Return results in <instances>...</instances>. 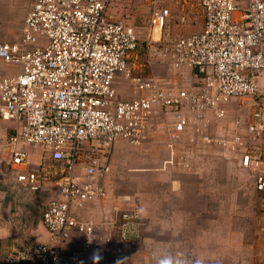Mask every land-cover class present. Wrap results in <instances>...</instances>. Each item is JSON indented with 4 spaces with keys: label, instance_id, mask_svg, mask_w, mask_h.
I'll list each match as a JSON object with an SVG mask.
<instances>
[{
    "label": "built area",
    "instance_id": "2783aa9c",
    "mask_svg": "<svg viewBox=\"0 0 264 264\" xmlns=\"http://www.w3.org/2000/svg\"><path fill=\"white\" fill-rule=\"evenodd\" d=\"M115 2L28 0L17 39L0 43V61L16 71L0 78V120L13 124L2 166L27 194L54 186L41 216L50 242L16 248L4 264H121L143 220L137 197L108 189L112 153L163 126V169L198 174L195 155L230 154L264 218V0H197L200 30L163 39L154 32L174 18L171 6L189 24V0H144L146 35L115 15ZM119 78L128 100L117 98ZM91 203L105 223L79 218Z\"/></svg>",
    "mask_w": 264,
    "mask_h": 264
},
{
    "label": "crops",
    "instance_id": "0c3cea01",
    "mask_svg": "<svg viewBox=\"0 0 264 264\" xmlns=\"http://www.w3.org/2000/svg\"><path fill=\"white\" fill-rule=\"evenodd\" d=\"M24 1L9 0V2L5 4L4 7L5 14L2 18H0V25L4 28V30L10 29V32H13L12 29L18 30L19 26L22 23L23 17L26 13V9L28 6V0H24ZM173 7L174 6H171V9ZM113 12L115 13L114 9ZM12 17H13V23L11 21ZM190 32H192V30ZM16 39H17V35L15 36V33H13L11 37H5V38L0 37V43L3 41H14ZM13 72L14 73L16 72L15 69L4 65L0 61V78L6 75H12ZM186 79L188 80V78ZM115 91L117 94V98L119 100H128L132 97L130 88L128 87L127 83L124 82V80L121 78H119L115 84ZM12 126L13 124L11 122L0 120V143L4 141V139H6V137L13 132ZM223 127H224L223 124L214 125L211 128V132L214 135L221 134ZM165 130L166 129L164 126L160 127V130L157 129V131L150 129L147 134V142H145L140 147H131L124 142H119L117 143L116 148L112 153V157H111L112 175L110 176V179L108 181V185H109L108 189L111 191V193L117 196H122V195L137 196L139 199L140 215H141V219L143 220V226L138 230L136 235L131 237L129 244H127V246L125 247V252L121 257L122 259L123 257L125 259H128L129 256L132 257L135 254H138L136 253L138 251L149 254L148 250L146 249L147 245L146 243L143 242V239L146 234V231H148L147 228L149 227V225L150 224L153 225L156 221V218L159 216L156 212L159 209H157L156 211L153 210L154 212H152L151 208L150 209L146 208V205H150L146 201L149 200L153 201V199L156 198V195L152 197V195L155 194V192L149 193L147 192V190L146 191L143 190V193H140L141 191L139 192L138 189L139 187L137 186L138 182L136 181L135 177L142 174L143 176L145 175L150 178L152 177L151 176L152 174L154 176L156 175L155 172H157V174L161 173V171H158V164L161 168L163 161L167 156L165 149V142L167 141L166 136L164 135ZM123 147L127 149V151L124 153L122 150ZM224 155H225L224 152H219V156L221 157L220 159H218V156H214V155L207 156L205 157V162L207 166H214V160L217 158L219 160L220 168L222 169L223 175L225 177L228 176L229 178L232 175L236 174L238 169L234 165L233 161L230 160L231 155L230 154H226L227 156ZM30 158L33 163L36 164L40 163L41 154L39 150L34 148L30 149ZM2 159H3V155L0 154V167L2 166ZM119 162H125L126 167L120 168ZM207 170L212 171V168L207 167ZM125 171H127V175L125 174ZM194 171H197L198 174H201L200 172H202L201 169H195ZM120 172L122 173V175H126L125 178L126 177H127L126 179L129 178V181H127L124 184L118 183L116 179L117 177H120ZM241 172L240 173L244 175V178L248 179L246 172L244 171ZM180 188L181 187H177V190L178 189L180 190ZM192 189L194 190L193 193L197 191L196 187H193ZM53 190H54V186L50 185V189L48 190L50 191V193L46 194L43 192H37L38 194H40V197H38L39 199H41L40 203H38V199H36L35 201L33 199L31 200L32 198L31 196L27 204L28 210L24 211L19 207L20 204L23 203V200L28 198V196L22 194V190L19 185H15L14 188L11 187L10 192L13 195V200L11 203L8 204V208L6 209L7 211L3 210L0 204V264H4L3 263L4 258L16 248H20L21 246H27L34 242H42V243L50 242V236L47 230L42 225L41 216L46 202L53 195L52 192ZM182 190L183 189H181V191ZM225 190H229L227 194L234 195L232 196L233 198L232 197L229 198L233 200H229V201L221 200L219 202L206 203L204 206H206L208 210L203 212L205 213L204 216L203 214H201L200 217H198L197 208H195V206H197V203H195V200H194L195 204L189 203L188 205L185 204L184 207L180 206L177 208V210L180 213L179 217L181 219V222L183 220L185 226L188 227V230L185 231L186 233L183 234L181 232L180 240L183 242L186 241L188 243L205 241L209 243L207 248L209 247L210 249L214 248L215 243H217V245L219 246V243H222L224 245L225 243L232 244L233 243L232 241H235L237 242L236 246L234 247L237 251V259H236L237 261L234 260L232 264L235 263L239 264L241 263V260L244 258L245 251L247 250V242H251L249 241L248 237H245V234L247 233L246 225H244L242 222L240 224L237 221L235 230L232 231V229L231 230L228 229L226 232L224 231V228L220 230V227H223L225 224L231 225V223L235 219L234 216L237 215V211L239 213V211L241 210L244 211L245 208L248 207L245 201H239V198H241V196H244L245 199H251L252 196H255L256 200L258 198L256 197V193L253 191L252 185L249 181H247V185H243L240 187L233 186V187L225 188ZM146 193L149 194L150 196L147 197ZM21 194L23 196L22 198H21ZM45 194L48 196H46ZM189 199L187 198L186 200ZM212 199L213 198H211V200ZM39 204L41 205L39 206ZM14 207H16L17 209H14ZM252 208L256 212V210H258L257 204L256 205L254 204ZM214 210L217 211L215 214L213 212ZM252 213L254 214V212ZM107 215L108 212L102 211L99 203H91L78 212V216L80 219L93 220L97 224L105 223L106 221L105 217H107ZM257 215L258 218L262 220L258 211H257ZM258 218H252V220H255L253 222L254 224L258 223L257 222ZM191 231H193L192 236H191ZM195 233H197L198 236L197 235L195 236ZM234 234H236L238 237L232 238ZM259 235L260 234H257L258 238ZM256 240H257L256 242L259 241L258 239ZM186 247L184 246V249H186V252L190 257V259L196 258L192 246L189 244V247L188 246ZM261 251L263 252V254H261L260 256V264H264V251L263 250ZM180 254L182 255V253ZM211 254L214 253L211 252ZM222 254L225 255V252L223 251Z\"/></svg>",
    "mask_w": 264,
    "mask_h": 264
},
{
    "label": "rangeland",
    "instance_id": "374dc122",
    "mask_svg": "<svg viewBox=\"0 0 264 264\" xmlns=\"http://www.w3.org/2000/svg\"><path fill=\"white\" fill-rule=\"evenodd\" d=\"M189 1L192 5V14L190 15L189 24L180 25L177 22V8L173 7L172 15L174 18L171 19V22L166 28L157 31L158 34L154 33V39H163V37L176 38L177 35H185L187 33L189 34L191 30L192 32H196L198 29H200L203 19L200 9L197 7V0ZM8 2L9 0H0V18L4 16V7ZM114 10L116 13L115 15L118 18H123L129 24L142 28V35H146V33H148L146 30V27L148 28L146 23L148 8L144 0H116ZM11 21L13 23V17ZM12 30L13 32H10V29L4 30V28L0 25V37H11L13 33H15V36H18V30ZM228 115H231V113L228 112ZM122 150L123 153L127 151V149L124 147ZM220 158L221 157L218 156V159ZM218 159L216 158L214 160V166H207L203 155H195L194 159H191V163L201 169V174L184 175L178 167H166L163 169V167L160 168L158 164V171H161V173L157 174V172H155L156 175L154 176L152 174V177L150 178L145 175L143 176L142 174L135 177L136 181L138 182L137 186L139 187L137 188L139 189V192L141 191L140 193H143V190H147L149 193L155 192L152 197L156 195V198L153 199V201H146L150 204L146 205V208H151L152 212L159 209L156 211L159 216L156 218V221L153 225L150 224L152 226L149 225L147 228L148 231H146L143 239V242L147 245L146 249L148 250L149 254L138 251L136 252L138 254H135L132 257L129 256L128 259L123 257L121 264H232L234 260L237 261V251L234 248L237 242L235 241H232V244L225 243L223 245L222 243H219V246L217 243H215L214 248L210 249L209 247L207 248L209 243L205 241L188 243L186 241L183 242L180 240L181 232L183 234L186 233L185 231L188 230V227L185 226L183 220L181 222L179 217L180 213L177 210L178 207H184L185 204L188 205L189 203H194L195 200V203H197L195 208H197L198 217H200L201 214L204 216L205 213L203 212L208 210L207 207L204 206L206 203L219 202L221 200H233L229 198L234 195L227 194L229 190H225V188L247 185V181H249V179L244 178V175H242V172L239 170L231 177H225L223 175L222 169L220 168ZM119 166L120 168H125V162H119ZM207 167H211L212 171L207 170ZM161 169L163 170V173ZM125 174L127 175V171H125ZM126 175H122L120 172V177H117L116 181L120 184L126 183L129 181V178H125ZM11 187L12 185L10 183L9 172L4 166H1L0 204L3 210H6L8 208V204L13 200V195L10 192ZM177 187H181L180 190H177ZM193 187L197 188L195 193H193ZM181 189L184 190V193L183 190L181 191ZM22 194L28 196V198L23 200V203L20 204L19 208L22 210H28L27 204L31 196V200L33 199L35 201L38 199V203H40L41 199L38 198L40 197V194L37 192L31 194L22 192ZM22 194L21 198L23 197ZM146 196L148 197L150 195L146 193ZM187 198L190 199L186 200ZM211 198L213 199L211 200ZM239 201H245L248 207L245 208L244 211H239V213L237 211V215L234 216L235 219L231 225L225 224L223 227H220V230L223 228L225 232L228 229H232V231L235 230L237 221L240 224L242 222L244 225H246L247 233L245 234V237H248L249 241L253 243L247 242V250L245 251L244 258L239 264H260V256L263 254L261 250L264 251V218L260 215L263 221L260 220L257 215L258 210L255 209V212L252 208L254 204L256 205L258 202V200L255 199V196H252L251 199H245L244 196H241ZM40 205L41 204H39V206ZM14 209L17 208L14 207ZM213 212L215 214L217 211L214 210ZM252 212H254V214ZM252 218H258V223L254 224L253 222L255 220H252ZM192 233L193 231H191V236ZM257 234H260L259 238L257 237ZM196 235L197 233H195V236ZM236 237L238 236L234 234L232 238ZM256 239L259 241L256 242ZM189 244L192 246L195 252L194 255L196 258L194 259H190L186 249H184V246L189 247ZM223 251L225 252V255L222 254ZM211 252L214 254H211ZM180 253H182V255Z\"/></svg>",
    "mask_w": 264,
    "mask_h": 264
},
{
    "label": "bare ground",
    "instance_id": "6f19581e",
    "mask_svg": "<svg viewBox=\"0 0 264 264\" xmlns=\"http://www.w3.org/2000/svg\"><path fill=\"white\" fill-rule=\"evenodd\" d=\"M155 33H157V31H155ZM154 36H155V34H154Z\"/></svg>",
    "mask_w": 264,
    "mask_h": 264
}]
</instances>
